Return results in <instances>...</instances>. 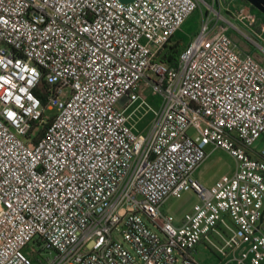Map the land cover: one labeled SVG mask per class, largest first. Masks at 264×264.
Instances as JSON below:
<instances>
[{
  "label": "built area",
  "instance_id": "2783aa9c",
  "mask_svg": "<svg viewBox=\"0 0 264 264\" xmlns=\"http://www.w3.org/2000/svg\"><path fill=\"white\" fill-rule=\"evenodd\" d=\"M198 6L0 0V264H201L205 249L210 264H264V64L228 31L264 47L218 14L174 65L156 59ZM235 7L264 42V19ZM207 145L235 168L204 187L191 174ZM188 189L176 223L161 205Z\"/></svg>",
  "mask_w": 264,
  "mask_h": 264
},
{
  "label": "rangeland",
  "instance_id": "374dc122",
  "mask_svg": "<svg viewBox=\"0 0 264 264\" xmlns=\"http://www.w3.org/2000/svg\"><path fill=\"white\" fill-rule=\"evenodd\" d=\"M205 1V3H204ZM221 2V9L217 11L216 2L211 7L210 0H199V6L194 9L183 21L180 28L174 33L173 37L170 38V42L177 41L182 47L188 44L190 40L194 38L200 24L202 21L206 20H217V25L222 22V20L218 17V14L222 17L230 20L233 24H235L239 31L245 34L247 37L255 40L261 46L264 47V42L258 41L255 37L245 28H243L240 24L234 21L231 16V12L235 10L236 4H242V0H219ZM244 1V0H243ZM208 6H207V5ZM224 5L227 7V11L223 9ZM214 10V11H213ZM259 15H263L260 12H257ZM207 16V18H206ZM255 28L257 26L255 25ZM229 36L233 40V42L237 45L239 49H245L249 53L253 55L254 58L258 59L262 64H264V53L261 49L256 46L249 39L244 37L241 33L234 29H229ZM264 35V32L263 34ZM139 89L143 95V98L149 102L150 104L157 106L159 103V98L157 95L152 93L150 86L140 84ZM118 105V104H117ZM53 113V110H44L43 117L46 119L49 115ZM134 129L136 131H142L141 133H145L150 127V119L151 114L146 113L144 115H140L137 118L134 117ZM187 133L193 136L194 130L188 129ZM264 143V136H260L257 140L252 144V148L258 152ZM206 156L203 161L199 164V166L192 172L191 178L197 181L200 185L207 187L210 186L220 175L222 174H230L235 168V160L234 158L224 149L217 147L211 148L210 145L205 147ZM197 202L196 194L193 190L188 189L181 191L178 197L175 196H167L161 205V210L164 213H168L173 216L176 223H178L179 219L183 216V214L190 212L192 205ZM148 223V222H146ZM148 226L150 224L148 223ZM155 230L154 228H152ZM45 253L41 252V256L45 257ZM196 259L201 264H210L213 262L214 258L208 250H203L202 253H198L195 255Z\"/></svg>",
  "mask_w": 264,
  "mask_h": 264
},
{
  "label": "trees",
  "instance_id": "16d2710c",
  "mask_svg": "<svg viewBox=\"0 0 264 264\" xmlns=\"http://www.w3.org/2000/svg\"><path fill=\"white\" fill-rule=\"evenodd\" d=\"M173 37V36H172ZM168 42L164 45L163 49L157 54L156 59L163 61L169 65H174L176 63V58L178 52L183 48L177 41Z\"/></svg>",
  "mask_w": 264,
  "mask_h": 264
},
{
  "label": "water",
  "instance_id": "95a60500",
  "mask_svg": "<svg viewBox=\"0 0 264 264\" xmlns=\"http://www.w3.org/2000/svg\"><path fill=\"white\" fill-rule=\"evenodd\" d=\"M120 1L126 2V1H130V0H120ZM245 1L249 5L258 9L264 15V0H245Z\"/></svg>",
  "mask_w": 264,
  "mask_h": 264
},
{
  "label": "crops",
  "instance_id": "0c3cea01",
  "mask_svg": "<svg viewBox=\"0 0 264 264\" xmlns=\"http://www.w3.org/2000/svg\"><path fill=\"white\" fill-rule=\"evenodd\" d=\"M242 4H244L247 8H249V10H250L251 12H253L259 20H263V19H264V15H259V14H257L258 11H256L253 7H251L246 1H243V0H242ZM235 6H236V5H235ZM242 50L246 51L245 49H242ZM137 132L141 133L142 131H137ZM198 166H199V165H198ZM198 166H197V167H198ZM197 167H196V168H197ZM196 168H195V169H196Z\"/></svg>",
  "mask_w": 264,
  "mask_h": 264
},
{
  "label": "flooded vegetation",
  "instance_id": "af4514ba",
  "mask_svg": "<svg viewBox=\"0 0 264 264\" xmlns=\"http://www.w3.org/2000/svg\"><path fill=\"white\" fill-rule=\"evenodd\" d=\"M245 1V0H244ZM251 6V5H250ZM251 7H253V6H251ZM254 8V7H253ZM256 11H258V12H260L258 9H256V8H254ZM261 13V12H260ZM262 14V13H261Z\"/></svg>",
  "mask_w": 264,
  "mask_h": 264
}]
</instances>
